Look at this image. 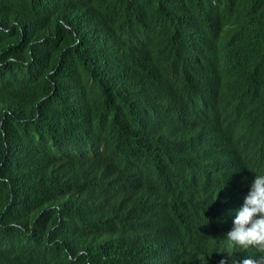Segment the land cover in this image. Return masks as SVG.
Here are the masks:
<instances>
[{
	"label": "trees",
	"instance_id": "16d2710c",
	"mask_svg": "<svg viewBox=\"0 0 264 264\" xmlns=\"http://www.w3.org/2000/svg\"><path fill=\"white\" fill-rule=\"evenodd\" d=\"M228 111L264 149V0H0V264L205 261L181 175Z\"/></svg>",
	"mask_w": 264,
	"mask_h": 264
},
{
	"label": "clouds",
	"instance_id": "9594fccd",
	"mask_svg": "<svg viewBox=\"0 0 264 264\" xmlns=\"http://www.w3.org/2000/svg\"><path fill=\"white\" fill-rule=\"evenodd\" d=\"M234 95L241 96L237 91ZM190 124L198 141H193L192 154L184 159L181 189L189 192L192 205L199 209L192 213L209 227L195 249L204 252L206 260H194L193 264H264V149H232L234 141L246 136L245 126L252 132L236 113L196 115ZM191 167L202 173H192ZM206 171L209 173H203ZM219 174L235 175L228 196L213 194ZM161 239L160 232L144 263L182 264L179 252L161 247Z\"/></svg>",
	"mask_w": 264,
	"mask_h": 264
}]
</instances>
